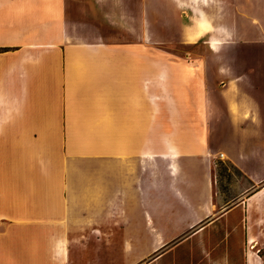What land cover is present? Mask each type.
Here are the masks:
<instances>
[{
  "label": "crops",
  "instance_id": "0c3cea01",
  "mask_svg": "<svg viewBox=\"0 0 264 264\" xmlns=\"http://www.w3.org/2000/svg\"><path fill=\"white\" fill-rule=\"evenodd\" d=\"M93 1L0 0V28L14 22L0 42L14 48L8 60L0 55V86L11 81L9 93L28 96L33 104L29 113H15L2 125L0 137L9 133L11 142H21L16 138L24 132L39 143L94 144L82 154L77 182L84 196L79 206L96 210L55 215L49 194L21 203L27 210L0 217V264L100 263L94 256L85 263L81 247L76 254L69 241L182 239L183 232V238L207 232L242 241L237 254L226 251L216 258L220 264H264V27L247 21L253 17L264 24L262 13L253 0L251 6L219 0L223 22L217 29L206 10L219 14L215 0H161L164 14L205 15L213 32H222V39L212 37L223 44L221 81L205 94L211 104L204 108L215 117L218 101L227 118L191 120L188 132L162 135L161 152L150 153L149 55L117 54L132 47L103 40L102 13ZM22 19L29 21L22 25ZM219 160L242 176L227 206L216 190ZM43 180L39 175L35 187ZM160 195L161 204H155ZM171 199L178 203L177 218L160 226L149 218V206L169 208ZM143 214L144 229L137 219ZM143 230L148 235L140 238ZM209 254L214 257L215 250Z\"/></svg>",
  "mask_w": 264,
  "mask_h": 264
},
{
  "label": "rangeland",
  "instance_id": "374dc122",
  "mask_svg": "<svg viewBox=\"0 0 264 264\" xmlns=\"http://www.w3.org/2000/svg\"><path fill=\"white\" fill-rule=\"evenodd\" d=\"M245 1L247 6H251V0ZM141 2L142 0H97L96 4L102 13L103 40L112 45L126 42L132 47L127 53L118 49V52L110 51L111 54L117 52L119 55H149L151 141L149 149L150 153H156L161 152L162 135L173 132L175 137H179L185 134L189 131L187 127L191 120L207 121L227 118L218 101L215 117L211 115V110L205 111L204 108V105L211 104L206 100L208 97H205V94L209 93L210 89L212 91V88L218 86L221 81L223 44H214L212 37L217 36L218 39H222L220 30L213 31L216 28L221 29L220 24L223 18L220 14L221 1L219 0H215L213 6L217 7L219 14L214 13L212 7L206 9L209 10L208 17L216 23V28L205 15H202L210 23L212 28L210 31L201 30L199 14L193 18L190 12H186L187 10H182L177 16L164 14L161 10V0H145L143 9ZM92 3H94L93 0ZM253 7L254 10L262 13L263 19L264 0H253ZM28 21L22 19L20 22L23 25ZM42 21L41 19L40 22ZM247 21L255 23L256 27H264L261 21L260 23L253 17H247ZM12 22L0 28V42H3V36L10 31L13 32L14 22ZM188 29L197 32L193 39L192 36L187 35ZM249 40H253V37ZM13 51L12 47H0V55L7 60L14 54ZM107 54L110 53L107 52ZM215 75L217 78L214 79ZM1 84L0 136L4 131L2 125L9 124L15 113L16 115L27 114L29 108L33 106L28 102V96L9 93L8 87L11 81L4 80ZM12 86L13 84L10 87ZM198 102L201 104L195 108ZM172 123L176 126H169ZM23 133L20 134L21 138H16L21 139V142L20 140L11 142L13 138L9 137V133L5 138L0 137V217L13 215L15 211L27 210L21 203L35 198L45 200L48 194L50 204L51 201L53 204V208H49V211L53 210L55 215H93L96 211L93 207L79 206L80 203L83 204L84 196L83 189L79 190L77 181L79 168L82 166V154L84 151H93L95 145L39 143L29 133ZM120 146L136 151L134 145ZM87 162L93 163L92 160ZM39 175L46 180L35 187ZM241 178V174L230 162H222V160L217 162L216 190L222 197L220 203H225V206L232 203L230 199L236 193L237 180ZM89 187L86 189H93L92 185ZM35 189L38 190L37 197H35ZM88 201L92 203V194L88 197ZM88 201L86 204L90 205ZM158 202L161 204V195L155 204ZM170 204L169 208L162 207L164 209L150 205L148 210L152 215H149V218L160 226L161 221L168 222V218L172 221L176 220L179 212L178 203L171 199ZM15 206L19 207L16 209ZM137 219L144 229L148 217L143 214L138 215ZM228 229L231 230L230 227ZM139 235L143 238L148 233L143 230V233ZM186 235L183 232L182 239L151 238L131 241L110 240L105 236L96 240L82 237V241L72 239L69 243L71 250L73 249L76 254H78V247H81L79 251H83L86 257L85 263L93 256L102 261L95 263L96 261L92 259L91 264H220L216 258L219 259L221 253L229 251L237 254L239 242L242 245V241L218 239L207 232L183 238ZM213 249L214 257L209 254V251Z\"/></svg>",
  "mask_w": 264,
  "mask_h": 264
},
{
  "label": "bare ground",
  "instance_id": "6f19581e",
  "mask_svg": "<svg viewBox=\"0 0 264 264\" xmlns=\"http://www.w3.org/2000/svg\"><path fill=\"white\" fill-rule=\"evenodd\" d=\"M198 18L200 20V28H201L202 31H206V30L210 31V30H212L210 23L208 22V20H206L204 18V16H201V17H198ZM187 35H189L190 37L192 36V39H193L197 35V32H195V31L193 32L191 29H188Z\"/></svg>",
  "mask_w": 264,
  "mask_h": 264
}]
</instances>
